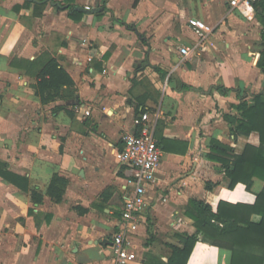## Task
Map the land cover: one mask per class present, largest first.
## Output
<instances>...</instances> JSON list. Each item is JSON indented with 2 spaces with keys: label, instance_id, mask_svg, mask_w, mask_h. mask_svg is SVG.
Instances as JSON below:
<instances>
[{
  "label": "crops",
  "instance_id": "0c3cea01",
  "mask_svg": "<svg viewBox=\"0 0 264 264\" xmlns=\"http://www.w3.org/2000/svg\"><path fill=\"white\" fill-rule=\"evenodd\" d=\"M67 6L99 12L72 19ZM190 19L206 24L207 37L182 57L197 45ZM260 34L255 14L228 0H0V162L43 196L34 204L0 178V264H116L112 236L130 189L115 154L143 112L167 151L128 264H168L193 235L186 264H232V251L197 234L188 204L251 206L264 190L256 178L229 189L208 158L213 142L236 155L260 145L257 133L235 138L224 118L238 116L240 97L264 93ZM48 59L74 82V99L41 103L35 75ZM54 175L68 182L60 203L46 195Z\"/></svg>",
  "mask_w": 264,
  "mask_h": 264
},
{
  "label": "trees",
  "instance_id": "16d2710c",
  "mask_svg": "<svg viewBox=\"0 0 264 264\" xmlns=\"http://www.w3.org/2000/svg\"><path fill=\"white\" fill-rule=\"evenodd\" d=\"M254 12L261 25L260 51L255 54V66L264 74V3H254ZM69 10V17L78 19L82 16L74 6L63 7ZM20 64L33 65L20 60ZM34 89L42 104H48L57 99L72 100L76 94L75 84L66 71L54 59H48L35 75ZM184 90L189 87L183 85ZM226 91V90H225ZM222 91V93H225ZM235 106L238 116L226 114V122L234 137H247L257 133L260 140L259 147L246 145L239 155L234 154L231 147L219 142H213L208 158L222 165L225 176L230 181L229 189L237 184L250 188L254 178L264 181V93L255 95L250 103L240 97ZM143 112V111H142ZM141 112V113H142ZM145 113V112H143ZM142 113V114H143ZM163 151H167L165 143L156 141ZM0 178L23 193H29L34 204L42 202V194L36 190L30 191L26 177L10 172L6 164L0 162ZM67 180L54 175L46 190V195L54 203L62 201ZM208 189L212 187L207 185ZM188 216L193 220L197 234L203 235V240L218 248L232 251V264H264V190L257 195L253 205H231L219 202L217 209L197 200H190ZM252 216H259L258 221L251 220ZM197 241V235L183 236V248L172 247V256L168 264H186Z\"/></svg>",
  "mask_w": 264,
  "mask_h": 264
},
{
  "label": "built area",
  "instance_id": "2783aa9c",
  "mask_svg": "<svg viewBox=\"0 0 264 264\" xmlns=\"http://www.w3.org/2000/svg\"><path fill=\"white\" fill-rule=\"evenodd\" d=\"M228 2L231 9L238 10L242 16L248 18L255 14L253 4L264 3V0H228ZM188 26L197 38V45L192 50L182 47L180 49L182 57L188 56L191 51L197 49L207 37V26L202 21L190 19ZM133 125L134 128L122 136V149L115 154L119 167L124 168L125 189H130L124 198L120 223L112 236L116 264H128L134 258L130 254V237L138 231L146 211L148 193L156 182V171L163 156L162 150L156 143L154 128L148 114H141L134 120Z\"/></svg>",
  "mask_w": 264,
  "mask_h": 264
},
{
  "label": "water",
  "instance_id": "95a60500",
  "mask_svg": "<svg viewBox=\"0 0 264 264\" xmlns=\"http://www.w3.org/2000/svg\"><path fill=\"white\" fill-rule=\"evenodd\" d=\"M75 10L80 11L84 14H96L97 12H99V10L97 9L88 10L86 8H80V7H75Z\"/></svg>",
  "mask_w": 264,
  "mask_h": 264
},
{
  "label": "rangeland",
  "instance_id": "374dc122",
  "mask_svg": "<svg viewBox=\"0 0 264 264\" xmlns=\"http://www.w3.org/2000/svg\"><path fill=\"white\" fill-rule=\"evenodd\" d=\"M258 32V31H257ZM257 32H253V34H254V36H255V38H257ZM258 42H259V40H255L254 42H252V45H251V50H254V51H258V49H259V47H258Z\"/></svg>",
  "mask_w": 264,
  "mask_h": 264
}]
</instances>
